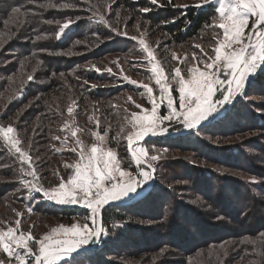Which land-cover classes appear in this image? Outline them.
<instances>
[{"label": "trees", "instance_id": "16d2710c", "mask_svg": "<svg viewBox=\"0 0 264 264\" xmlns=\"http://www.w3.org/2000/svg\"><path fill=\"white\" fill-rule=\"evenodd\" d=\"M179 2L187 5L185 12ZM201 3L202 0H157L161 6L158 7L148 0H0V126H14L22 134L26 130L32 135L37 131L40 141L29 147L33 156L49 152L52 145L57 148L59 142L53 137L59 135V121H65L61 114L66 111L61 107L67 105V96L73 94L75 102L82 106L87 100L101 105L107 99L87 85L104 82L101 75L90 74L88 68L91 63L114 54L110 51L122 49V35H117L114 27L131 28L138 17L146 23L147 31L156 32L153 36L159 34L176 48L199 40L202 33L211 29L209 25L218 14L217 6L213 2L195 6ZM61 4L76 7H59ZM15 7L20 8L19 13L12 11ZM146 8L150 10L143 12ZM68 17L76 18L74 30L60 36ZM85 46L96 47L98 52L78 57L77 54L85 52L79 48ZM85 79L89 83L80 81ZM254 84L257 88L264 86V71ZM174 96L178 97L177 91ZM237 105L235 102L216 121L233 111L240 118L244 107ZM83 111H75L77 119L89 121L90 116L83 115ZM108 116V121L113 118ZM248 121H254L251 130L260 136L263 126L257 122L263 124V120L255 116ZM218 129L219 124L211 122L196 129V134ZM113 133L109 136L110 147L118 150L124 168H128L127 155L113 141ZM167 147L176 151L185 149L178 145ZM10 150L0 134L1 178L17 176L14 171L17 158ZM198 150H188L199 156H194L197 162L183 165L177 162L170 177L165 178L160 166H156L155 183L141 198L106 206L102 220L107 236L96 248L76 255L72 264H264V237L259 235L264 232V195L259 196L256 187L243 185L245 180L259 178L256 172L242 169L245 162L251 166L253 158L242 159L241 165L224 163L216 158L219 150L208 149L203 153ZM53 153L56 157L65 156L55 150ZM162 167L171 168L170 163ZM8 193L9 190L0 193L1 206L5 198H11ZM261 210L263 214H259ZM53 213L69 222L87 215L85 210L76 208ZM249 240L256 243H247Z\"/></svg>", "mask_w": 264, "mask_h": 264}, {"label": "snow or ice", "instance_id": "6c2138e0", "mask_svg": "<svg viewBox=\"0 0 264 264\" xmlns=\"http://www.w3.org/2000/svg\"><path fill=\"white\" fill-rule=\"evenodd\" d=\"M150 2L156 4L157 0H150ZM211 2L212 0H202L201 4L195 6L201 7ZM217 2L218 16L213 24L209 25L211 28L220 30L213 32V38L216 41L212 47L213 54L210 55L200 45H196L195 47H200L203 56L198 59L195 53L192 54L195 64L188 67L187 77L182 75L181 69L177 67L173 69L174 75L169 80L163 69L152 63L155 55L145 45L144 39L139 41L151 57L149 60L152 65L151 78L159 86V99L161 102L166 101L169 111L165 116L160 115L158 112L160 104L155 102L156 98L152 95L153 88L146 84L141 85L146 90L152 107L149 111L137 104L136 107L141 108L145 114L132 113L131 119L128 120L134 130L127 136L131 154L128 168L121 167L122 161L117 158L113 150L105 149L97 144H93L86 150L83 142L77 137L79 129H74L71 130V136L75 138L76 147H71L69 150L76 152L79 160L74 165L67 166L72 167L74 171L66 181L61 178L57 186L49 188H44L39 183L21 181L23 187L29 192L42 193V200L61 206H79L87 209L88 214L84 216V222L74 223L70 227L60 225L37 239L31 233H18L20 221L17 220V227H8L6 231H0V252L6 254L8 258L0 259V264H72L76 255H79L85 246L100 244L107 236L102 223L105 206L134 198L140 194V190L146 184L155 179V162L161 159V155L150 154L146 147H133V144L139 145V142L150 134L167 132V125L161 127L165 121L179 124L186 130H194L202 122L210 118L215 119L220 109L243 93L250 76L258 70L264 71V0H217ZM50 6L56 7V5ZM59 7L70 8L76 5L61 4ZM149 10L142 9L143 12ZM12 11L19 13L20 8H12ZM75 21V17L66 18L60 32L70 29ZM113 31L117 35H127L122 30L113 29ZM200 64L203 65V69L198 66ZM107 70L111 72V69ZM29 79L31 80L32 77L30 76ZM85 83L88 82L85 81ZM131 83L137 82L131 81ZM172 83L177 85L178 97L172 95ZM217 93L220 94L219 97ZM67 112L71 116L73 107H68ZM96 124L99 126L98 119ZM64 127L69 128V123L66 122ZM14 131L13 126L0 127V134L4 141L10 143L11 148L19 153L17 159L22 164H27V168L22 169V173L38 181L39 176L32 163V157L18 147L22 143L21 139L10 136ZM92 135L100 144H103L107 132L104 135L93 132ZM53 139L59 140L60 137L56 136ZM67 140L66 134L62 142L65 147L68 146L65 143ZM133 163L134 171L130 170ZM29 211H31L30 207ZM20 215L17 213V216ZM259 235L264 237V232ZM246 242L256 243L255 240Z\"/></svg>", "mask_w": 264, "mask_h": 264}, {"label": "rangeland", "instance_id": "374dc122", "mask_svg": "<svg viewBox=\"0 0 264 264\" xmlns=\"http://www.w3.org/2000/svg\"><path fill=\"white\" fill-rule=\"evenodd\" d=\"M148 1L150 2V0ZM212 2L217 6V8L219 7L217 0H212ZM180 3H182V6H180V8H182V12H185V7L187 5L185 2H179V4ZM187 4L189 5L190 3L187 2ZM157 5L158 7H161L159 4ZM128 19L130 20L131 16H129ZM135 27L137 28L133 29ZM114 29L118 30L117 27H114ZM73 30L74 25L72 23L70 29L65 30L63 33L60 32V36H66V34H69ZM122 31L127 33V35H122V40L124 41L123 45L121 46L122 49L119 51H110L114 54L105 56L95 64L91 63L89 66L90 68H88L90 74L95 73L101 75V79H104V82H93L87 85H90V87H92L93 90H96L99 95H105L107 99H105V102H103L101 105L95 100L92 102H88L87 100L84 102L87 104L83 103L82 106V104L75 102V99H73V94H71L70 97L67 96V105L61 107L62 110L65 109L66 111V113L61 114V118H63L65 121H59V129L57 132L59 135H54L60 137V139L57 140L59 142L57 148L52 145L53 149H51L49 152L47 151L45 154L41 152L39 155L33 156L30 153L29 147H34L37 145V141H40L37 140L38 132L35 131L32 135L28 134L26 130L22 134V132L18 131V129L13 126L15 131L11 133L10 136L21 139L22 143L18 145V147H20L22 151L32 157V163L35 170L38 172L39 180H33L32 177L22 173V169L27 168V164H22L19 159L16 160L17 169H14V171L17 172V176L15 178L6 179L0 177V191L2 192L9 190L8 195L11 197L5 198L3 200L4 203L2 206L0 204V231H6L8 227H17L16 221L19 220L20 224L17 229L18 233H31L35 238L39 239L50 233L53 228H58L60 225L70 227L74 223H83L84 216H79L69 222L67 219H63L54 215L53 211L66 208H76L79 210L83 209L88 214L87 209L79 206H61L55 204L54 202L42 200V193H37L35 191L29 192L28 189L23 187L21 181L23 180L31 181L32 183H39L44 188L57 186L61 178L66 181L74 171L72 167L67 166L74 165L75 162L79 160L77 153L69 150L71 147H76L75 138L71 136V130L74 129H79V131H77V137L83 142L86 150L90 149L93 144H97L98 146L105 149L113 150L117 158L122 161L121 167L124 168V160L122 157H120V153L117 149L110 147L109 136L114 132L113 134H115V138L113 141L117 143L120 148L122 147L125 155H127V161L130 162L131 154L128 147L127 136L134 130L128 123V120L131 119L132 113H137L139 115L145 114L142 112L141 108L136 107L137 104L141 105L143 109L149 111L152 107V103L146 94V90L141 87V85L146 84L153 88L152 95L156 98L155 102L160 104L158 109L160 115L165 116L169 111L166 107V101L161 102L159 99V86L156 85L155 80L151 78L152 65L149 63L151 57L148 56L147 51L144 50V45H141L139 41L144 39L145 45H147L148 49L151 50L155 55V60H153L152 63L161 67L166 76H168L169 80H171V77L174 75L173 69L177 67L181 69L182 75L187 77L188 67L195 64V61L192 60L193 53L196 54L198 59L203 56L200 47H195L196 45H200L204 51L210 55L213 54L212 47L216 44V41L213 38V32L220 30L211 28L208 32L202 33L199 40L197 39L193 42H188V44H184L176 48L170 46L168 41L165 38L159 36V34L153 36L154 32L152 33V31H147L146 23H142L138 17H136L134 26H131V28L128 27L127 29L124 28ZM132 37H135V39H132ZM202 41L204 43H201ZM79 49H85L84 53L80 52L77 54L80 58H84L90 53L96 54L98 52V48L96 47L85 46ZM185 57H187V59H185ZM198 66L203 69L202 64ZM97 69L99 71H97ZM107 69H111V72H109ZM262 72L263 71L258 70L255 74L250 76L243 93L237 95L231 101V103L220 109L216 114L215 119H211L210 123H215V126L219 124L218 131L212 130L211 133L197 135L196 129L186 130L179 124L165 121L164 125L161 127L167 125V132H158V134L150 139V141L147 140L148 142H143L139 145H135L134 147L144 146L149 150L150 154L161 155V159L155 163L156 166H160L161 173L163 176H165V178L174 174L173 167L177 162L181 165L190 162H197L194 158L195 155L193 152L188 151L189 148H192V150L198 148L201 153L205 152V150L209 151L210 149L219 150V153L217 152L218 154L216 158L220 161H223L224 163L233 162L235 164L240 163L241 165L242 163L240 161L242 159H248V157L251 156L254 160L252 165L248 166L245 164V162L242 169H244L245 172L247 170L256 172L254 174L259 175V178L256 177L250 178L248 181L245 180L243 185H247L248 187H256L259 189L257 194L259 196H261L260 193L264 195V86L259 88L254 87L257 76ZM125 77H127V79H125ZM80 81L85 83L87 80L85 79ZM131 81H136L137 83L133 84ZM93 85H95V87H93ZM176 88L177 85L172 83L171 89L173 96ZM116 93L117 95L114 96ZM177 94L179 95L178 91ZM219 95L220 94L217 93V97H219ZM129 97H131V100H129ZM235 102L238 103L237 107H244V113L240 111L241 117L239 118V114L237 115L236 111H233L230 116L221 119V121H216L218 118L224 117L226 111L232 107ZM70 106L73 107V113L71 116H69L67 112V109ZM84 109L85 111H83L82 114L89 115L91 118H89V121L77 119V115H75L76 110L82 111ZM103 110H107V112L104 111L103 113ZM256 113L258 114L256 115ZM109 114L113 118H109L108 121L106 116ZM255 116L257 119L263 120V124L257 122V125L263 126L260 128L262 131L260 136H258V132L251 130V128L255 126L253 124L254 121H248L250 117L255 118ZM73 119L74 123H72ZM97 119L99 120V126L96 124ZM243 119H246L247 121ZM66 122L69 123V128L64 127ZM206 122L207 121H204L202 124H205ZM7 126L1 125L0 127ZM121 129H123V131H121ZM93 132H98L100 135H104V133L107 132V136L103 144H100L96 137L92 135ZM218 133L220 135H218ZM66 134L68 135V140L65 142L68 145L67 147L63 146L62 144ZM22 137H24V140H27V143L24 142ZM7 145L10 147L11 153L17 158L19 153H16L15 149L11 148L10 143H7ZM170 145H178V147L182 146L185 149L180 151L172 150L167 147ZM235 148H237V150H235ZM56 149H59V151ZM165 149L167 151H164ZM54 150L60 155L65 154V156L56 157V155L53 153ZM34 151L37 150L35 149ZM77 151H79V148H77ZM195 157L198 158L199 156ZM256 157L258 158L257 161ZM9 162L10 161L7 160L6 163L9 164ZM168 163H170L171 168L166 170L162 166ZM202 164H205V162H202ZM131 167L135 169V164L133 163ZM217 171H221V169L218 168ZM150 183L151 181L140 190L139 195L134 196L132 199L119 202L118 205L123 204L126 201H133L141 198L153 187L155 179L152 181V184L149 187ZM227 191L228 190L225 188L224 193L226 194ZM175 194L176 196H179L176 192ZM29 207L31 208V211H29ZM17 213H20L21 215L17 216ZM259 214H263L262 210L259 212ZM259 214H255L254 216H258ZM97 246L98 244H94L85 247H93L94 249ZM0 259L7 260L8 258L6 254L0 252Z\"/></svg>", "mask_w": 264, "mask_h": 264}, {"label": "water", "instance_id": "95a60500", "mask_svg": "<svg viewBox=\"0 0 264 264\" xmlns=\"http://www.w3.org/2000/svg\"><path fill=\"white\" fill-rule=\"evenodd\" d=\"M210 121H211V118H210L205 124H201L198 128H203V127H205L207 124L210 123ZM198 128H197V129H198ZM154 136H155V135H148V136L144 137L143 140L139 142V144H141V143H143V142H145V141H147V140L152 139ZM135 145H137V144L134 143V144H133V147H134ZM151 184H152V181H151L149 187L151 186ZM129 204H130V203H126V205H129ZM109 205H118V203H111V204H109ZM119 205H122V204H119ZM102 223H103V220H102ZM89 249H93V247H85V249H84L83 251H86V250H89Z\"/></svg>", "mask_w": 264, "mask_h": 264}]
</instances>
